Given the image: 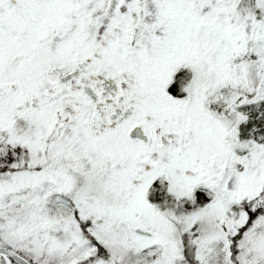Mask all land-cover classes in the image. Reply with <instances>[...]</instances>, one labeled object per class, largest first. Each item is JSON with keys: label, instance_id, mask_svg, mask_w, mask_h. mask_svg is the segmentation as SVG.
<instances>
[{"label": "snow or ice", "instance_id": "1", "mask_svg": "<svg viewBox=\"0 0 264 264\" xmlns=\"http://www.w3.org/2000/svg\"><path fill=\"white\" fill-rule=\"evenodd\" d=\"M0 264H264V0H0Z\"/></svg>", "mask_w": 264, "mask_h": 264}]
</instances>
